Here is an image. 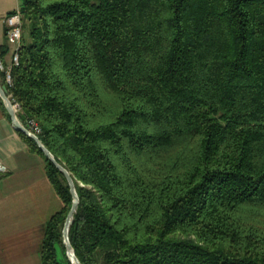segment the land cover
<instances>
[{
    "label": "trees",
    "instance_id": "16d2710c",
    "mask_svg": "<svg viewBox=\"0 0 264 264\" xmlns=\"http://www.w3.org/2000/svg\"><path fill=\"white\" fill-rule=\"evenodd\" d=\"M19 9L20 61L11 84L0 65V81L74 178L69 238L82 264H264V0ZM9 51L0 44L3 66ZM19 133L64 202L42 264H72L68 179Z\"/></svg>",
    "mask_w": 264,
    "mask_h": 264
},
{
    "label": "crops",
    "instance_id": "0c3cea01",
    "mask_svg": "<svg viewBox=\"0 0 264 264\" xmlns=\"http://www.w3.org/2000/svg\"><path fill=\"white\" fill-rule=\"evenodd\" d=\"M19 5L20 0H0V44L10 46L1 63L5 70L12 66L14 48L5 18ZM5 107L0 103V264H42L46 223L64 202L43 157L29 149Z\"/></svg>",
    "mask_w": 264,
    "mask_h": 264
},
{
    "label": "water",
    "instance_id": "95a60500",
    "mask_svg": "<svg viewBox=\"0 0 264 264\" xmlns=\"http://www.w3.org/2000/svg\"><path fill=\"white\" fill-rule=\"evenodd\" d=\"M0 96L6 106V109L9 115L11 116V119L15 127L18 130L24 132L25 134L31 136L37 142L38 146L42 149L44 154L50 160L54 162V164L65 174V176L68 179V182L71 188V193L73 195V204H72V207L65 221V225L63 229V238H64V243L66 246L67 256L69 257L71 263L72 264H82L80 259L77 257L75 250L71 244L70 238H69V228H70L71 222L73 221L74 214L77 210L79 200H80L79 195L77 193L74 178L71 172L55 158L51 150L42 142L40 137L34 134L32 131H30L29 128L25 125L26 116L22 115L20 112H17L15 110V108L13 107L12 101L7 93V88L5 85L1 84V81H0Z\"/></svg>",
    "mask_w": 264,
    "mask_h": 264
},
{
    "label": "built area",
    "instance_id": "2783aa9c",
    "mask_svg": "<svg viewBox=\"0 0 264 264\" xmlns=\"http://www.w3.org/2000/svg\"><path fill=\"white\" fill-rule=\"evenodd\" d=\"M6 26L8 27V39L14 46L12 53V65H18L20 61V47L22 45L23 38V14L19 8L15 9L13 13L6 15ZM1 65V62H0ZM2 67V65H1ZM6 80L9 84L12 83V75L10 69L7 70ZM10 97V96H9ZM13 107L17 112L21 113V104L14 98H11ZM25 125L34 134L38 135L42 132L41 126L34 118H26Z\"/></svg>",
    "mask_w": 264,
    "mask_h": 264
},
{
    "label": "rangeland",
    "instance_id": "374dc122",
    "mask_svg": "<svg viewBox=\"0 0 264 264\" xmlns=\"http://www.w3.org/2000/svg\"><path fill=\"white\" fill-rule=\"evenodd\" d=\"M57 254H58L59 260L65 261V258H64V254H63V250H62L61 245H58L57 246Z\"/></svg>",
    "mask_w": 264,
    "mask_h": 264
}]
</instances>
